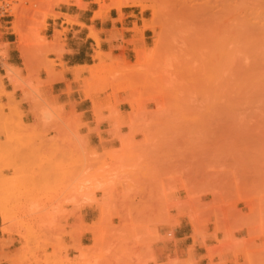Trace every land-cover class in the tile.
Instances as JSON below:
<instances>
[{
  "label": "rangeland",
  "instance_id": "374dc122",
  "mask_svg": "<svg viewBox=\"0 0 264 264\" xmlns=\"http://www.w3.org/2000/svg\"><path fill=\"white\" fill-rule=\"evenodd\" d=\"M13 1L12 16L0 18V52L6 51L3 37L12 32L17 40L19 29L30 53L28 71L40 64L37 69H49L54 76L47 66L54 61L48 57L61 52L58 43L65 30L51 31L50 24L61 17L68 25L82 26L57 11L63 4H86ZM181 1L139 0L124 7L144 17L142 32L134 25V37L126 42L133 46L127 57L123 51H102L88 36L95 44L91 64L73 72L81 71L77 87L85 98L82 79L89 77V66L99 64L96 52L103 54L104 81L98 78L92 90L97 113L90 101L96 128L89 131L99 134L103 125L110 139L98 148L88 146L73 108L65 111L33 92L38 86L29 80L30 71L26 80L18 72L20 87L12 86L29 103L25 114L21 100L4 91L6 77L0 75V205L8 215V230L0 229V264H158L154 247L174 241L179 225L189 234V250L202 245L209 264H264V0H187L190 13ZM110 2L95 1L98 17L109 11L103 6ZM245 16L253 24L244 22ZM144 21L154 25V30L144 29L150 30L146 45ZM54 32L59 39L49 46ZM209 34L232 50L229 57L211 82L178 81L186 75H173L182 53L194 43L202 46ZM38 36L44 38L41 51ZM157 42L159 52L144 73L130 72L137 50ZM182 47L187 49L181 53ZM174 55L176 64L171 63ZM164 58L165 72L160 71ZM45 71L47 79L40 84L56 80ZM88 195L94 205L88 204ZM86 206L93 208L90 223L81 214ZM191 263L187 258L166 264Z\"/></svg>",
  "mask_w": 264,
  "mask_h": 264
},
{
  "label": "crops",
  "instance_id": "0c3cea01",
  "mask_svg": "<svg viewBox=\"0 0 264 264\" xmlns=\"http://www.w3.org/2000/svg\"><path fill=\"white\" fill-rule=\"evenodd\" d=\"M86 6L79 8L74 3L63 4L59 6L58 13L67 15L76 19V22L82 24L68 25L64 19L58 17L52 20L50 24V30H65L61 41L58 43V47L61 52L57 55L49 56V60H53V65H47L50 67L56 80L50 84H40L47 79V73L44 67L37 69L40 64H34L31 70V78L29 79L32 84L37 85V92L40 98H44L48 104L55 106H62L65 111L74 109V111L80 115V122L84 124L82 135L86 136V141L89 147H96L101 145L100 141L109 140V136H106L108 127L103 125L98 126L100 133L96 131H89L96 128V124L93 122L91 113L90 100L81 96L78 91V81L73 82L74 72L73 69L80 66L90 65V57L94 50V42L88 37V29L93 28L98 32L99 46L102 51H112V54L119 55L123 51L125 57L132 53L133 46L126 42L134 37V32L131 30L134 25L138 28L141 27V19L144 17L139 15L138 11L125 10L122 8L120 11L116 9H110L109 11L102 13L100 17L93 19L94 11L98 10V5L94 0H82ZM105 3H108L106 1ZM9 23V21H7ZM6 23V22H5ZM12 32H9V36H4L2 42L6 44V58L2 61L0 59V75L4 77L5 71L3 68V62L7 65L19 69V75L22 79L29 77L28 69H25L20 58L15 41L16 38H12ZM150 30L143 31V44H147L150 38ZM33 66V65H32ZM40 81V83H39ZM4 91L7 93L12 92V96L15 100H21L20 109L25 114L28 112L29 103L23 99L22 93L19 89L13 90L12 85L8 79H3ZM70 84L71 90H68ZM31 94L34 95L33 92ZM111 143V142H110ZM70 208V207H67ZM93 208L86 206L81 211L83 221L90 223L92 221ZM174 241L169 243L161 242L154 247V253L157 257L158 264H166L168 260L183 261L187 258H191V264H209V260L206 257L205 248L198 244L191 250L189 247L192 242L189 240V234L185 232V227L179 225L175 230Z\"/></svg>",
  "mask_w": 264,
  "mask_h": 264
},
{
  "label": "bare ground",
  "instance_id": "6f19581e",
  "mask_svg": "<svg viewBox=\"0 0 264 264\" xmlns=\"http://www.w3.org/2000/svg\"><path fill=\"white\" fill-rule=\"evenodd\" d=\"M96 2H100V0H95ZM139 0H111V2L108 4V5H106V6H103V8H105V9H107V10H110V9H116V10H118V11H120L122 8H124V7H126V6H134L137 2H138ZM253 1V0H252ZM183 1H181V3H182ZM239 2V1H238ZM253 2H256V1H253ZM189 4V1H187V0H185L184 2H183V5H184V8L186 9L185 10V13L188 11V13H190V11H192L193 10V8H192V6H189L188 5ZM260 5H262V4H260ZM181 7H182V5H180ZM234 6V5H233ZM257 6V5H256ZM262 6H264V5H262ZM102 7V6H101ZM228 7H229V5H228ZM252 7V6H251ZM260 7V6H259ZM145 8V7H144ZM227 8V7H226ZM245 8V7H244ZM183 9V8H182ZM224 9H225V7H224ZM261 9H264V7H262ZM152 10H153V15L155 16V15H157L156 13V9L154 8V7H152ZM261 11H264V10H261ZM99 13H100V11H94V14H93V19H95V18H97L98 16H99ZM178 13H180L179 11H178ZM206 13V12H205ZM244 13H245V11H244ZM249 13V12H248ZM260 13V12H259ZM182 14V13H181ZM203 14V13H202ZM239 15V14H238ZM247 15V14H246ZM251 15V14H250ZM185 16V15H184ZM203 16H204V14H203ZM248 16V15H247ZM247 16H245V17H243V21L244 22H246V23H249V24H253V22H251V19H249V18H247ZM211 17V16H210ZM210 17H209V20H210ZM250 17V16H249ZM256 17V16H255ZM259 17V16H258ZM261 17V16H260ZM246 18V19H245ZM212 19V18H211ZM235 19V18H234ZM258 19H260V18H258ZM208 20V21H209ZM227 20V19H226ZM240 21H242V19L240 20ZM211 22V21H210ZM206 23V22H205ZM212 23V22H211ZM207 24H209V22L207 23ZM202 25H204V24H202ZM181 26V25H180ZM201 26V25H200ZM199 26V27H200ZM142 27H143V30L144 29H152V30H154V25L152 24V23H150V22H147V21H144L143 22V25H142ZM213 27V26H212ZM259 27V26H258ZM255 28V27H254ZM260 28V27H259ZM217 29V28H216ZM235 29V28H234ZM242 29V28H241ZM245 29V28H244ZM132 30V29H131ZM135 30H136V32H142V29H139L137 26H135ZM180 31V30H179ZM209 32H210V30H208ZM212 31H215V28L212 30ZM211 31V32H212ZM222 31V30H221ZM258 31H261V29L260 30H258ZM198 32V31H197ZM197 32H196V34H197ZM210 32V33H211ZM216 32V31H215ZM226 32V31H225ZM262 32H264V29H262ZM15 33L18 35V38H17V40L15 41V45H16V48H17V50H18V52L20 53V58H22V64H23V66H24V68H26V69H29V67H30V64H31V60H30V53H29V50H28V48H27V46H26V39L24 38V36L22 35V33H21V30H17V29H15ZM97 31H95L93 28H89V37L90 38H93L96 42H97V44L99 45V39H98V36H97ZM195 34V33H194ZM214 35V34H213ZM234 35H235V32H234ZM59 36H60V34L58 33V32H54V35H53V38H52V40H51V42L50 43H48L47 45H53V44H55L57 41H58V39H59ZM180 36V35H179ZM195 36V35H194ZM208 36H210L206 41H204L205 43L203 44V42H202V46H196V43H194V45H195V47H196V49H195V47H193V46H191V51H189L188 52V50H190L189 48L187 49V48H185V49H187V53L186 52H183L185 49H184V47H182L183 48V50L181 51V53H182V58H181V56H179V52H177V56H179L182 60H180V62L179 61H177V59L175 58L176 57V55H174L173 56V62H171V63H175V62H179L180 63V67H177V65L179 66V64L177 63V65H175V64H173V65H175V67H177L175 70H176V73H174L173 75L175 76L176 74H180V77H182V75H185L184 77H183V79L182 78H180V80H178V81H181V80H183V81H190V82H192V83H194L193 81H197L196 82V84L200 81L201 82V84H203L202 82H204V81H206L207 83L210 81L211 82V80H213L214 79V72H215V70L217 71V69H218V71H219V67L224 63V61H226V59L229 57V55H228V53L230 54V52L232 51L231 49H230V52H228L229 51V48H228V50H226L225 49V45H224V43H223V41H222V39L220 40V38H218V36L216 37L215 35L214 36H212V34H209ZM223 36V35H222ZM181 37H183V36H181ZM193 37V36H192ZM191 37V38H192ZM198 37H200L199 35H198ZM179 38V37H178ZM223 38V37H222ZM235 38V37H234ZM44 38L42 37V36H38L37 37V40H38V49L41 51V49H42V47H44L45 46V44H43V45H41V41L43 40ZM177 39V38H176ZM189 40V39H188ZM201 41V40H200ZM199 41V42H200ZM37 42V41H36ZM190 42V41H189ZM232 42V41H231ZM176 43H177V41H176ZM237 43V42H236ZM37 44V43H36ZM170 44V43H169ZM168 44V45H169ZM200 43H198V45H199ZM233 44V43H232ZM168 45H167V47L166 48H168ZM180 45V44H179ZM184 45V44H183ZM238 45V44H237ZM236 45V46H237ZM186 46H187V44H186ZM172 47V46H171ZM189 47V46H188ZM199 47H201V49L199 48ZM232 47V46H231ZM233 47H234V45H233ZM246 47H247V45H246ZM245 47V48H246ZM174 48H175V46H174ZM198 48V49H197ZM237 48V47H236ZM240 48V47H239ZM244 48V49H245ZM159 44H158V42L157 43H155V45L153 46V47H151V48H148V49H144V50H142V49H139V50H137V61H136V65H134V68L130 71V72H132V73H134V72H138V71H143L142 69L143 68H145V67H147L149 64H150V62L152 61V59L155 57V56H157V54H158V52H159ZM173 49V48H172ZM233 49V48H232ZM243 49V50H244ZM176 50H178V49H176ZM243 50H241L240 49V51L242 52ZM171 51V50H170ZM235 51H236V49H235ZM174 52V51H173ZM233 52H234V50H233ZM232 52V53H233ZM187 54L186 56H184V54ZM194 54L195 56H194V58H193V55H191L190 56V54ZM235 53V52H234ZM250 54V53H249ZM172 55V54H171ZM171 55H169L171 58H172V56ZM189 55V56H188ZM227 55H228V57H227ZM234 55V54H233ZM237 55H239V54H237ZM250 55H252V54H250ZM0 56H4V58H5V56H6V51H3V52H0ZM102 56H103V54L100 52V51H98V52H96V56L95 57H97V58H99L100 59V62H99V64L98 65H95V66H89L88 68V74H89V77L87 78V79H82L83 80V82H84V87L86 88L83 92H84V95H85V98H87V99H90V101H92V103H93V110H94V112H96L97 113V110H98V103L94 100V97H93V93H94V91H92V90H94L93 89V87H95V85H94V83L96 82V80L98 79V78H100L102 81H104L103 79L104 78H101L100 77V71L102 70V68H104V65H103V60H102ZM167 56V55H166ZM166 56H164V57H166ZM169 56H167L166 58H170ZM163 57V56H162ZM184 57H186V58H184ZM192 57V58H191ZM259 57V56H258ZM184 58V59H183ZM188 59V60H187ZM190 59V60H189ZM193 61H192V60ZM248 59V58H247ZM176 60V61H175ZM184 60H185V63H184ZM230 60V59H229ZM240 60V59H239ZM249 60V59H248ZM247 60V61H248ZM252 60V59H251ZM190 61V62H189ZM235 61H237V60H235ZM162 62V61H161ZM183 62V63H182ZM166 63H168V61L166 62ZM195 63V64H194ZM162 65L163 64H165V58H164V63H161ZM169 65H170V63H168ZM192 64V65H191ZM225 64H226V62H225ZM256 64V63H255ZM106 65V64H105ZM173 65H171V67H173ZM187 65V66H186ZM242 65V64H241ZM160 66V65H159ZM159 66H158V68H159ZM164 66L165 65H163V68L160 66V71H162V70H164V72L167 70H165L164 69ZM185 67V70H180V69H183V67ZM228 66H230V65H228ZM255 66V65H254ZM245 67H248V66H245ZM253 67V66H252ZM77 68H82L81 69V71L85 68L84 66H80V67H77ZM174 68V67H173ZM180 68V69H179ZM226 68H227V65H226ZM148 69H150L151 70V68H148ZM154 69H155V72H156V68L154 67ZM162 69V70H161ZM169 69V68H168ZM45 70H47L48 71V74H49V76L50 77H55V76H53V75H51V72H50V70L49 69H45ZM174 70V69H173ZM172 70V71H173ZM179 70L180 71H183V72H180L179 73ZM221 70V69H220ZM223 70V69H222ZM221 70V71H222ZM230 70V69H229ZM246 70H247V68H246ZM18 71H19V69H17V68H15V67H12V66H10V65H7V64H5V75H4V77H6L7 79H8V81H9V83L14 87V89H16V88H19L20 87V81H21V79H20V77L18 76ZM30 71V70H29ZM81 71H79V70H77L75 73H74V80L75 81H78L79 79H80V74H81ZM159 71V70H158ZM168 71V70H167ZM217 71V72H218ZM31 72V71H30ZM153 72V71H152ZM152 72H151V74H152ZM175 72V71H174ZM223 72V71H222ZM221 72V73H222ZM239 72V71H238ZM141 73V72H140ZM143 73H144V71H143ZM143 73H142V75H143ZM157 73V72H156ZM226 73V72H225ZM233 73H235V71L233 72ZM155 74V73H154ZM159 74V73H158ZM169 74V73H168ZM172 74V73H171ZM220 74V73H219ZM227 74V73H226ZM145 75V74H144ZM160 75V74H159ZM224 75V74H223ZM233 75V74H232ZM240 75V74H239ZM48 76V77H49ZM147 76H148V74H147ZM146 76V77H147ZM153 76H155V75H153ZM174 76H170V78L171 77H174ZM214 76V77H213ZM150 77V76H149ZM158 77V76H157ZM176 77V76H175ZM186 77V78H185ZM213 77V78H212ZM220 77V76H219ZM148 78V77H147ZM212 78V79H211ZM167 79V78H166ZM169 79V78H168ZM172 79L173 78H171V81H172ZM177 79V78H176ZM211 79V80H210ZM223 79V78H222ZM52 80V79H51ZM99 80V79H98ZM97 80V82H99ZM48 81V80H47ZM50 81V80H49ZM119 82V81H118ZM164 82H166V80L164 81ZM168 82V81H167ZM213 83L215 82V80L214 81H212ZM116 83H117V81H116ZM184 83V82H183ZM101 84H103V82L101 83ZM169 84H170V82H169ZM171 84H172V82H171ZM174 84H176V82H174ZM186 84V83H185ZM205 84V83H204ZM211 84V83H210ZM210 84L208 85V87H210ZM94 85V86H93ZM119 84L117 83L116 84V86H118ZM180 86V85H179ZM179 86H177L176 85V87H179ZM185 86H187V85H185ZM184 85L183 86H181V87H185ZM189 86H191L190 84H189ZM192 86H193V84H192ZM207 85L205 84V87H206ZM119 88V87H118ZM117 88V89H118ZM37 90V88L36 87H34L33 88V90ZM116 89V90H117ZM117 91H119V89L117 90ZM49 113H50V110L48 111ZM47 111H43V113L42 114H49ZM51 114V113H50ZM52 115V114H51ZM50 115V118L52 117ZM44 117V116H43ZM46 117V116H45ZM116 122V121H115ZM89 193V192H88ZM92 195H88L87 196V200H88V204L89 205H94L95 204V198L93 199V196L91 197ZM0 218H1V225H0V229H1V231H3V232H6L8 229H7V222H8V215H7V212H6V209L2 206V205H0ZM189 220H191V219H189ZM192 222V221H191ZM193 224V223H192ZM196 229H194V232L196 233ZM211 252H209V254H210ZM208 259H210V261H211V258H208Z\"/></svg>",
  "mask_w": 264,
  "mask_h": 264
},
{
  "label": "built area",
  "instance_id": "2783aa9c",
  "mask_svg": "<svg viewBox=\"0 0 264 264\" xmlns=\"http://www.w3.org/2000/svg\"><path fill=\"white\" fill-rule=\"evenodd\" d=\"M15 1L13 0H0V18L2 16L10 17L12 16V4Z\"/></svg>",
  "mask_w": 264,
  "mask_h": 264
},
{
  "label": "clouds",
  "instance_id": "9594fccd",
  "mask_svg": "<svg viewBox=\"0 0 264 264\" xmlns=\"http://www.w3.org/2000/svg\"><path fill=\"white\" fill-rule=\"evenodd\" d=\"M33 92L36 93V90L34 89Z\"/></svg>",
  "mask_w": 264,
  "mask_h": 264
}]
</instances>
